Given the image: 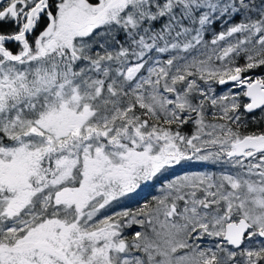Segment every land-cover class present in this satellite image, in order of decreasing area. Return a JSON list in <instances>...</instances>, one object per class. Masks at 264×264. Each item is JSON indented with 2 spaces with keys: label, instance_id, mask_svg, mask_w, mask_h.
Here are the masks:
<instances>
[{
  "label": "snow or ice",
  "instance_id": "6c2138e0",
  "mask_svg": "<svg viewBox=\"0 0 264 264\" xmlns=\"http://www.w3.org/2000/svg\"><path fill=\"white\" fill-rule=\"evenodd\" d=\"M0 264H264V0H0Z\"/></svg>",
  "mask_w": 264,
  "mask_h": 264
},
{
  "label": "trees",
  "instance_id": "16d2710c",
  "mask_svg": "<svg viewBox=\"0 0 264 264\" xmlns=\"http://www.w3.org/2000/svg\"><path fill=\"white\" fill-rule=\"evenodd\" d=\"M155 189H146L145 191L141 192L138 195H135L131 198V200L128 202L130 207H136L137 202L142 203L145 198H150L149 193H154Z\"/></svg>",
  "mask_w": 264,
  "mask_h": 264
}]
</instances>
